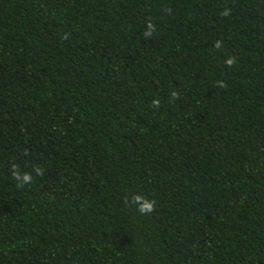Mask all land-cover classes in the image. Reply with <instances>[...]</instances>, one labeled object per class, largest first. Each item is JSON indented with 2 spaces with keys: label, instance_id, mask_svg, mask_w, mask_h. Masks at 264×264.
Here are the masks:
<instances>
[{
  "label": "trees",
  "instance_id": "trees-1",
  "mask_svg": "<svg viewBox=\"0 0 264 264\" xmlns=\"http://www.w3.org/2000/svg\"><path fill=\"white\" fill-rule=\"evenodd\" d=\"M0 264H264V0H0Z\"/></svg>",
  "mask_w": 264,
  "mask_h": 264
},
{
  "label": "clouds",
  "instance_id": "clouds-1",
  "mask_svg": "<svg viewBox=\"0 0 264 264\" xmlns=\"http://www.w3.org/2000/svg\"><path fill=\"white\" fill-rule=\"evenodd\" d=\"M25 179L29 178L26 176ZM135 199L138 203L142 200L141 197H136ZM153 207L154 206L152 203L144 201L143 203H140L139 211H141L142 213L151 212L153 210Z\"/></svg>",
  "mask_w": 264,
  "mask_h": 264
}]
</instances>
